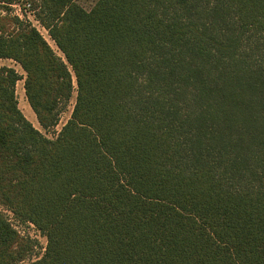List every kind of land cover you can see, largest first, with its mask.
I'll return each mask as SVG.
<instances>
[{
	"label": "trees",
	"instance_id": "1",
	"mask_svg": "<svg viewBox=\"0 0 264 264\" xmlns=\"http://www.w3.org/2000/svg\"><path fill=\"white\" fill-rule=\"evenodd\" d=\"M29 5L57 51L14 4ZM0 207L26 264H264V0H0ZM24 79L41 128L19 106ZM30 240L0 210V264Z\"/></svg>",
	"mask_w": 264,
	"mask_h": 264
},
{
	"label": "rangeland",
	"instance_id": "2",
	"mask_svg": "<svg viewBox=\"0 0 264 264\" xmlns=\"http://www.w3.org/2000/svg\"><path fill=\"white\" fill-rule=\"evenodd\" d=\"M77 2L81 6H83L86 10H90L94 6L96 0H77ZM28 9L29 7L24 6L23 4H21V2L19 4L18 3L14 4L12 6V12L14 14H20L21 16L23 17L26 16L29 19V17L27 16V12H29ZM29 16L32 18L31 15ZM32 22L41 31V33L48 40L51 46L57 51L58 55L61 56V53L57 50L54 42L49 37L48 32L42 26H40L35 20ZM4 65L15 68L21 75L25 76V73L22 70L21 66L17 64L16 62L12 60H0V67ZM24 82L25 81L23 79V80H20L17 84V96L19 99V106L21 110L23 111L25 116L33 123V125L39 130H41L48 138H51V139L56 138L59 132L61 131L62 127L68 122V120L72 116L75 103H76V98H77L76 83H75L74 92L72 94L70 101L65 106H63V108L61 109L60 121L58 125L55 128L44 130L39 125L36 114L34 113L31 106L29 105V102L25 94ZM0 210L2 212L4 211L3 213L6 214L7 216V212H5L6 209H3L2 207H0ZM19 222L20 223L18 224V229H15V230L16 231L19 230L22 233H24V235L20 234V236L30 240L33 245L31 254L28 256V258L23 264L29 263L31 261L39 260L45 254L47 243H48L47 238L36 228V226H32L29 222H21L20 220Z\"/></svg>",
	"mask_w": 264,
	"mask_h": 264
},
{
	"label": "built area",
	"instance_id": "3",
	"mask_svg": "<svg viewBox=\"0 0 264 264\" xmlns=\"http://www.w3.org/2000/svg\"><path fill=\"white\" fill-rule=\"evenodd\" d=\"M28 7H29V5H28ZM28 11L29 12H27V16L29 17V19H31V21H34L35 20V18H34V13H33V11H31L30 9H28ZM18 15H20V14H18ZM29 15H31L32 16V18L29 16ZM33 19V20H32ZM36 21V20H35ZM37 22V21H36ZM38 23V22H37ZM39 24V23H38ZM40 25V24H39ZM3 209H6L5 210V212H7V216H6V214H5V216H6V218H7V220H8V222L12 225V227L14 228V229H18V224L20 223L19 222V220H18V218L15 216V214H14V212L13 211H11L10 209H8V208H5V207H2ZM4 212V211H3ZM30 223V222H29ZM32 226H35L34 224H32V223H30ZM18 232H19V234H23L24 235V233H22L21 231H19V230H17Z\"/></svg>",
	"mask_w": 264,
	"mask_h": 264
}]
</instances>
